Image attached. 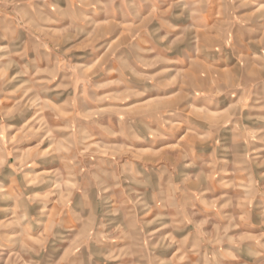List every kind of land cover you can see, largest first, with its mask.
Instances as JSON below:
<instances>
[{"label":"rangeland","instance_id":"obj_1","mask_svg":"<svg viewBox=\"0 0 264 264\" xmlns=\"http://www.w3.org/2000/svg\"><path fill=\"white\" fill-rule=\"evenodd\" d=\"M0 264H264V0H0Z\"/></svg>","mask_w":264,"mask_h":264},{"label":"crops","instance_id":"obj_2","mask_svg":"<svg viewBox=\"0 0 264 264\" xmlns=\"http://www.w3.org/2000/svg\"><path fill=\"white\" fill-rule=\"evenodd\" d=\"M135 1V0H134ZM216 15V14H215ZM210 16L212 15H204V19L206 20L207 18H210ZM214 16V15H213ZM223 21H225V19H223Z\"/></svg>","mask_w":264,"mask_h":264}]
</instances>
